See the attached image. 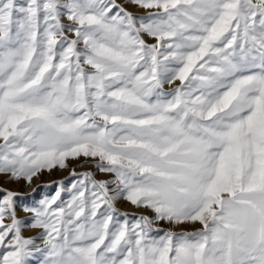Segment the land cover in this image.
Listing matches in <instances>:
<instances>
[{
    "label": "snow or ice",
    "instance_id": "6c2138e0",
    "mask_svg": "<svg viewBox=\"0 0 264 264\" xmlns=\"http://www.w3.org/2000/svg\"><path fill=\"white\" fill-rule=\"evenodd\" d=\"M130 3L0 0V174H110L73 170L30 223L0 189V264H264V0Z\"/></svg>",
    "mask_w": 264,
    "mask_h": 264
},
{
    "label": "rangeland",
    "instance_id": "374dc122",
    "mask_svg": "<svg viewBox=\"0 0 264 264\" xmlns=\"http://www.w3.org/2000/svg\"><path fill=\"white\" fill-rule=\"evenodd\" d=\"M118 3L123 5L128 11L132 12L137 16H144L147 14V10L137 7L134 4L130 3V0H117ZM64 22H67L66 20ZM148 43H154L153 39L150 37H145ZM178 83V82H177ZM169 86L165 85L167 89ZM98 158L91 157H78L75 159L69 158L66 161L67 166L65 168L55 167L51 171H42L37 177L33 178L31 184L26 183L25 180H14L11 179L8 175L0 174V189L10 190L16 193H19L20 196L17 198V215L19 218L25 220L27 223H30L29 214L24 212L19 204H29L32 205L35 202H38L44 195H54L57 187L59 186L58 182L63 181L65 188H70L71 184L74 183L78 177L72 175V171L75 170L76 173L91 172L95 179L97 180H107L110 178V174L103 173L98 170L96 167V160ZM114 187V185L110 186ZM62 196L65 200L70 198L68 192L62 193ZM116 208L120 213H127L129 218L137 217L139 215H152V213L144 208H137L133 206L130 202L119 199L116 202ZM156 227L163 229H170L173 231H197L201 228L199 223H185L180 225H170L167 222H158ZM39 230L27 227L23 229V235L25 237H38ZM163 234V233H161ZM38 243L41 241L38 239ZM29 264H37L36 259L30 258Z\"/></svg>",
    "mask_w": 264,
    "mask_h": 264
}]
</instances>
